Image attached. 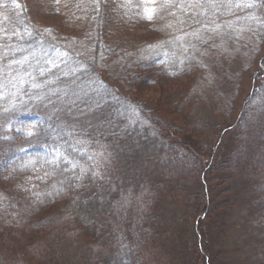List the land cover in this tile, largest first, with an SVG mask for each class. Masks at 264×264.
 Here are the masks:
<instances>
[{"label":"rangeland","instance_id":"obj_1","mask_svg":"<svg viewBox=\"0 0 264 264\" xmlns=\"http://www.w3.org/2000/svg\"><path fill=\"white\" fill-rule=\"evenodd\" d=\"M198 1L204 10L196 9ZM241 1L247 0H179L176 21L214 11L224 20L194 24L176 40H164L170 29L162 20L148 24L146 15L121 26L116 37L122 43L151 42L152 52L149 67L135 63L128 73L116 68L123 50L105 44L100 56L103 68L95 71L122 104L118 115L110 117V109L99 119L119 128L114 157L86 139L99 140L101 130L87 132V124L79 125L86 139L79 146L65 140L12 153L17 164L3 163L0 175V264H112L110 258L119 259L116 264H264V161H258L264 148L254 154L241 126L251 100L245 128L264 143V0L248 14ZM20 2L23 29L0 19L1 76L12 67L11 52L26 29L53 26L65 39L78 36L63 19V0ZM239 12L246 15L235 20ZM180 60L193 65L177 75L157 71ZM34 115L28 119L35 124ZM76 117L85 123L94 118ZM5 121L18 131L23 125ZM90 171L98 188L82 207L79 198L86 202L89 193L79 191L80 182ZM151 223H172L159 243L147 239Z\"/></svg>","mask_w":264,"mask_h":264},{"label":"trees","instance_id":"obj_2","mask_svg":"<svg viewBox=\"0 0 264 264\" xmlns=\"http://www.w3.org/2000/svg\"><path fill=\"white\" fill-rule=\"evenodd\" d=\"M20 1L24 0H0V19L6 18L17 23L23 29L26 26L25 12ZM178 1L129 0L131 2V5H129L128 0H119L120 5L116 8V3L112 0H63L61 4L67 7V12L65 11V14H63V19L77 28L78 36L75 32L73 37L68 36L65 39L61 37L57 27L53 26L47 29H39L37 33H32L29 29H26L24 33L21 32L16 45L18 47L11 52L14 59L12 67L10 68L9 65L3 76L0 73V77L3 80V85L0 87V175L5 172L3 163H5L4 168H10L11 166L14 168V164H17L18 159L14 160L12 155L15 151L21 150V152H24L27 147L33 146L38 148L63 144L65 140H72L73 144L79 146L88 138L92 146L95 144L100 145V148L107 153V158H113L117 149L115 138L119 128L116 126L113 129H110V127L108 129V127H104V124L103 126L101 125L103 122L99 119L102 115L105 118L106 112L110 109L114 110L110 117L118 115L121 111L119 107L122 104L118 102L121 100L114 92V89L100 79L95 71L98 67L103 68L100 64V56L108 45L113 47L115 51L123 50L121 59H116L115 56H111L108 59L110 61L116 59L117 65L119 64L116 68H119L120 73L132 71L133 67L137 66L135 63L144 64V66L146 65L145 67L148 65L149 67V54L152 52L151 42H141L135 47L126 42L122 43L121 38L116 37V34L122 32L120 30L121 26L128 25V21L130 23L138 22V19L133 17L136 15L140 19L141 16L144 20L147 18L146 22L148 24L160 21V25L162 20V26L170 29L168 30L170 33L164 32V34H168L164 40H176L181 35L182 29H190L194 24H204L208 19L209 23L222 22L224 20L222 19L223 15H220L218 11H214L218 14L211 17L209 15L204 17L186 15L182 21H176L177 19L172 17L173 9L178 8ZM238 3V6H241V9L247 14L257 9L258 4L261 5L260 0H247ZM111 4L114 6L113 8L110 7ZM150 5L154 8H149ZM195 7L196 9H205L204 6L201 7L199 1L195 3ZM147 9H151V11L148 12ZM144 15H146V18ZM245 15L239 12L232 17L239 18ZM232 17L228 16L227 20L231 21ZM236 18L235 20H238ZM61 39H64V41ZM83 39L88 40L84 48L80 45ZM132 42L138 43L139 41L135 42L134 40ZM179 50L181 48L177 51ZM136 56L138 58L134 60L133 57L136 58ZM106 62L104 61V67L107 66ZM192 65L193 62L191 61H187L184 64V61L180 60L175 62L174 65L168 64V69L161 65L162 68L160 66L157 71L177 75L181 70L185 71L184 69ZM109 67L112 68L111 66ZM109 67L107 66V69ZM8 71H10V74L7 78ZM127 75L133 77L131 73ZM134 85L137 86V83L134 82ZM250 102L251 100L245 106L244 113H242L241 126L243 128H241L246 136L245 141H250L251 139V142L255 145V154L260 152V146L264 148V143L259 142L260 139L257 136L255 139L248 137L252 130L245 128L247 121L244 122V118L246 115L249 118V113L253 111V108L250 110L252 107ZM128 108L129 102L124 104V109ZM33 113L37 114L33 118L35 124L28 119L29 115ZM92 114L94 118L92 117V121L86 123L80 121L82 118L76 117L77 115L83 117ZM9 118L17 120L15 124H23L19 128L20 131L16 129V126H6L5 123L8 121L5 120ZM28 123L30 127L27 126ZM116 123L120 125L119 121H116ZM80 124H87L92 127L87 132L95 131L101 126L99 140H91V135L86 136L85 140H81ZM103 138H105L106 143L102 142L103 140L101 139ZM242 152H245V150ZM260 155L262 159L258 160L259 163L264 161V150L261 151ZM113 178L111 176L110 181ZM95 179L96 177L90 171L80 182L82 190L79 191L84 192V194L89 193V198L86 202L81 203L82 200L84 201V196L79 198L82 207H85L90 202V199L93 198V195L90 197L91 193H94L98 188L96 187L97 182L95 183ZM77 186L80 187V184ZM167 224H152L153 229H150V227L146 229L147 239L158 241L159 243L165 232L169 230L170 226L168 227ZM151 231L154 232L152 233ZM186 240L187 238H185ZM193 242L196 243V238ZM110 259H114L112 264L117 263L115 260L119 261V259L115 258ZM193 261L197 263V258Z\"/></svg>","mask_w":264,"mask_h":264},{"label":"snow or ice","instance_id":"obj_3","mask_svg":"<svg viewBox=\"0 0 264 264\" xmlns=\"http://www.w3.org/2000/svg\"><path fill=\"white\" fill-rule=\"evenodd\" d=\"M149 18H151V17H149Z\"/></svg>","mask_w":264,"mask_h":264}]
</instances>
